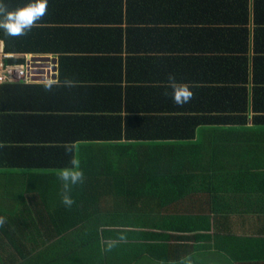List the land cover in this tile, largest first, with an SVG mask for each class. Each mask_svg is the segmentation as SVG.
Returning a JSON list of instances; mask_svg holds the SVG:
<instances>
[{
	"label": "trees",
	"instance_id": "16d2710c",
	"mask_svg": "<svg viewBox=\"0 0 264 264\" xmlns=\"http://www.w3.org/2000/svg\"><path fill=\"white\" fill-rule=\"evenodd\" d=\"M99 5L91 19L101 27L80 32L74 48L33 46L0 31L5 52L20 55L9 63H25L21 54L58 59L57 82L0 86V170L72 168L78 143L116 152L151 142L147 159L134 153L127 171L115 161L108 172L120 175L111 181L101 160L80 150L75 203L52 205L45 237H34L29 251L8 237L0 264H183L204 252L223 264H264V0ZM170 74L190 85L189 103L164 94ZM142 169L170 184L172 196L158 201L166 190L142 191ZM108 241H116L111 250Z\"/></svg>",
	"mask_w": 264,
	"mask_h": 264
},
{
	"label": "crops",
	"instance_id": "0c3cea01",
	"mask_svg": "<svg viewBox=\"0 0 264 264\" xmlns=\"http://www.w3.org/2000/svg\"><path fill=\"white\" fill-rule=\"evenodd\" d=\"M7 5L9 10H15L18 7H23L29 2V0H3ZM99 1L102 0H47V13L44 18L34 26L30 32L25 36L11 37L12 41H20L23 39H28L33 46L38 47H55L62 48H74L81 43L79 34L80 32H86L89 36L94 34V30L101 27L102 24H93L91 17L97 15L100 9ZM85 17L90 24L81 23V25L76 24V17ZM63 17V18H62ZM74 29L79 28L76 35L69 37H64L60 34L62 30L58 29ZM68 34V32H75L74 30L63 31ZM33 34V35H32ZM1 39V38H0ZM2 40V39H1ZM3 41V40H2ZM4 42V41H3ZM5 45V44H4ZM85 53V52H84ZM84 53H81L83 55ZM68 55L76 56L79 55L74 52L67 51ZM14 57L20 56L16 54H10ZM26 57V61L31 58H50L53 62L54 59L58 61L57 56L53 54H21ZM37 62V61H36ZM52 62H40L43 70H54L58 68V64ZM58 63V62H57ZM58 71L52 76V81L48 82L43 77V83L57 82ZM56 79L53 80V77ZM41 82V83H42ZM194 141L181 142L185 146L189 147L193 143L199 142L198 137ZM99 144V143H97ZM97 144H90L96 146ZM123 148L120 150V155L116 156L112 152L109 145L106 144L105 156H97L101 160L100 166L103 167L102 172L107 180H115L116 175H120L118 171L111 170L114 167L115 161L122 160L121 169L127 171L128 160L132 157L134 153H142V160L146 161L148 146L151 142H142L137 146L133 144L129 145L122 143ZM135 144V143H134ZM200 144V143H199ZM87 143L76 144L75 149V160L80 164V150L85 151V156L89 154V150L92 147ZM104 145L99 144L97 146ZM79 147V148H78ZM137 148L140 152L135 151ZM197 154L199 149H195ZM95 154V153H93ZM93 154L91 156L93 157ZM198 156L204 161L199 153ZM123 162H126L127 166ZM60 169H50L42 168L40 170H23L21 172H15L9 169L0 170V217H3L5 223L0 226V250H3V245L5 247V241L11 236L15 240H25L26 247L29 251L31 248V240L34 237L38 238L41 235L45 237L44 221L46 218L50 220V212L52 205L66 207L61 202V192L63 191V182L58 179V171ZM149 176L145 173V169H142V191L149 190L153 192L157 189L166 190V192L160 194V196L155 199L159 201L161 197H171L172 186L167 183H160L159 180L151 182L148 178ZM169 183V182H168ZM160 184V185H154ZM78 185L70 186V191H77ZM170 190V191H168ZM47 192H50L48 195ZM59 192L58 199H55L54 193ZM26 197V198H25ZM145 198V197H144ZM153 199V197H152ZM171 205V204H169ZM5 226V227H4ZM4 227V228H3ZM48 234V232H47ZM49 235V234H48ZM5 237V238H4ZM47 243V242H46ZM15 248V253L17 254L18 244L13 247ZM8 252L11 254L12 249ZM2 256L6 253L1 252ZM2 257V258H3ZM38 264H40V257L38 258ZM137 264H161L155 260H150L142 257L139 259Z\"/></svg>",
	"mask_w": 264,
	"mask_h": 264
},
{
	"label": "clouds",
	"instance_id": "9594fccd",
	"mask_svg": "<svg viewBox=\"0 0 264 264\" xmlns=\"http://www.w3.org/2000/svg\"><path fill=\"white\" fill-rule=\"evenodd\" d=\"M47 7V0H29L23 7L9 10L3 0H0V31H3L6 36L12 37L27 35L44 18L47 13ZM168 82L171 92H165L164 94L166 96L170 95L177 106H183L193 99L194 93L189 84L177 82L173 74L168 76ZM65 150L71 151V148L66 147ZM71 163L73 165L72 168H64L58 171V179L63 182L61 202L69 208L75 203L70 195V186L83 183L84 181V173L79 169V162L73 159ZM4 223V218L0 217V226ZM124 239L125 237H120V240ZM107 244V250H111L115 246L116 241H108Z\"/></svg>",
	"mask_w": 264,
	"mask_h": 264
},
{
	"label": "built area",
	"instance_id": "2783aa9c",
	"mask_svg": "<svg viewBox=\"0 0 264 264\" xmlns=\"http://www.w3.org/2000/svg\"><path fill=\"white\" fill-rule=\"evenodd\" d=\"M12 57V55L5 52L4 42L0 39V86L14 83H41L43 77L46 81L51 82L52 76L57 73L51 68L43 70L40 65L41 61L32 60L31 58L27 62L25 57V63L23 64L7 62Z\"/></svg>",
	"mask_w": 264,
	"mask_h": 264
},
{
	"label": "rangeland",
	"instance_id": "374dc122",
	"mask_svg": "<svg viewBox=\"0 0 264 264\" xmlns=\"http://www.w3.org/2000/svg\"><path fill=\"white\" fill-rule=\"evenodd\" d=\"M203 132V127H201L200 129H199V131H198V133H199V135L201 134ZM208 141H209V138H205V142H206V144H208ZM140 143H135V144H133L134 146H137V145H139ZM97 145H99V144H97ZM94 146V145H90L91 147H92V149L91 150H89V154H93V153H95V154H93L94 156L95 155H97V156H105V150H106V145H105V143H104V145H100V146ZM109 147H110V149H111V151H113V149H112V146L111 145H109ZM79 148V147H78ZM135 151H137V152H140L137 148H135ZM89 154L87 155V157L89 156ZM116 156H118V155H120V151H116L115 153H114ZM96 156V157H97ZM124 163V165L125 166H127V164H126V162H123ZM120 199H121V201L122 202H125V201H127L128 199H130V197H129V195H124V196H121L120 197ZM247 229H248V227H247ZM207 254L208 253H206V252H204V253H202V254H197V257L198 258H200L201 260H203L204 262H206L207 264L208 263H210V264H223V263H220V260L218 259V257H217V255L215 256V259H213V255H211V257L208 255L207 256ZM200 259H196L195 258V262H193V261H189V262H187V263H183V264H191V262H193V264H199V262L201 261Z\"/></svg>",
	"mask_w": 264,
	"mask_h": 264
},
{
	"label": "water",
	"instance_id": "95a60500",
	"mask_svg": "<svg viewBox=\"0 0 264 264\" xmlns=\"http://www.w3.org/2000/svg\"><path fill=\"white\" fill-rule=\"evenodd\" d=\"M34 60L41 61V62L43 61L52 62L50 58H39V59H34ZM52 63L57 64L56 59H54ZM54 71H57V68L54 67ZM53 79H56V77L54 76Z\"/></svg>",
	"mask_w": 264,
	"mask_h": 264
}]
</instances>
